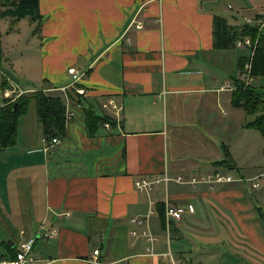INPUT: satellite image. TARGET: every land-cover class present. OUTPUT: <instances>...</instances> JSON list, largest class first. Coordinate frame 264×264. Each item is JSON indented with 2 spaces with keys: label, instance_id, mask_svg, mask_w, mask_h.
Here are the masks:
<instances>
[{
  "label": "crops",
  "instance_id": "1",
  "mask_svg": "<svg viewBox=\"0 0 264 264\" xmlns=\"http://www.w3.org/2000/svg\"><path fill=\"white\" fill-rule=\"evenodd\" d=\"M239 12L264 17V0H39L42 29L35 34L28 19L33 38L23 55L4 61L22 46L0 36V107L42 90L74 115L59 143L43 141L30 100L16 144L0 151V260L42 230L58 235L33 244L40 264H166L167 252L200 264H264V185L250 182L264 172L263 141L224 88L249 54L213 48V17L234 22ZM18 24L5 23L17 41ZM68 31L73 41H52ZM36 46L39 54L30 52ZM70 68L84 74L75 101ZM252 85L264 92V78ZM108 99L121 109L102 108ZM87 108L113 123L90 137ZM225 158L229 165H216ZM164 173L167 185L135 189L137 178ZM216 173L236 181H175ZM166 203L195 211L168 224Z\"/></svg>",
  "mask_w": 264,
  "mask_h": 264
},
{
  "label": "trees",
  "instance_id": "2",
  "mask_svg": "<svg viewBox=\"0 0 264 264\" xmlns=\"http://www.w3.org/2000/svg\"><path fill=\"white\" fill-rule=\"evenodd\" d=\"M0 6L2 8L0 17L2 18H15V20L18 19L17 21L30 18L31 21H36V18L39 17V0H0ZM261 17L256 16V21L258 19L261 21ZM245 37L251 38L253 43L256 41L257 46L252 57L247 56L239 59V75L245 73L246 65L250 64L251 78L253 80L264 78V29L260 30L259 24L253 26L248 24L230 26L225 18L220 16L213 17V48L215 50L237 49L235 43ZM234 85L236 89L231 94V105L233 108L242 109L247 116L253 118L246 125V128L260 133L261 137H263L264 151V92L255 89L252 82L245 86L243 82L237 79ZM2 86L3 88L6 86L4 80ZM79 88L82 87L79 86ZM72 97L75 101L79 95L74 92ZM30 100H34L36 103V114L42 137L47 141H51L64 134L66 106L62 98L52 96L42 90H36L29 95L22 93L14 101L6 100L4 105L0 107V151L16 144L18 121L25 114ZM84 112L86 129L90 137L94 136L96 129L100 125L107 122L113 123L108 118L96 115L91 108H87ZM226 153H224L225 157L228 156ZM228 161L225 158L223 161L217 162L216 165L224 167V165H229ZM160 211L163 217V207H160ZM13 258H15V255Z\"/></svg>",
  "mask_w": 264,
  "mask_h": 264
},
{
  "label": "built area",
  "instance_id": "3",
  "mask_svg": "<svg viewBox=\"0 0 264 264\" xmlns=\"http://www.w3.org/2000/svg\"><path fill=\"white\" fill-rule=\"evenodd\" d=\"M260 25V30L264 29V20L259 21ZM142 26L140 24L136 25V29H141ZM235 47L237 49H251L250 56L252 57L254 54V47L253 43L250 38L245 37L243 39L238 40L235 43ZM68 73L71 75V83L68 87L70 88H76L74 92L78 94L79 96L84 95L85 91L83 88H77L76 85L79 84V82L82 80L84 74L77 72L75 68H70L68 70ZM241 82L245 84V86H248L253 79L251 78V66L250 64L246 65L245 68V73L239 75L238 78ZM226 90L234 91L236 89L235 85L230 86L227 85L224 87ZM62 91L66 90L65 88L60 89ZM102 108H111L113 110H120V106L115 103L113 99H108L107 102L102 104ZM65 120L66 123H68L73 117V113L70 111L68 106L66 105V110H65ZM105 127H108V124H104ZM45 141V139H43ZM58 139L54 138L52 140V144H57ZM171 177L167 174L164 173L162 175H156L153 176L152 178H146V177H139L135 180L134 182V187L138 192H146L149 193L151 192L155 187L165 184L167 185L171 181ZM176 183H186L190 184L192 186H196L199 184H205L212 188L213 185L215 184H225V183H231L233 181H236L234 178H232L230 175L227 174H208V175H202L198 177H193L189 181H184L182 177H177L175 179ZM251 187L253 189H258L261 186L264 185V172L260 174L259 176L251 179ZM164 215L165 219L168 224H171V222H178L183 218V215L185 212H190L193 213L195 211L192 206H188L187 208H180L176 207L172 204L166 203L164 206ZM152 213V212H150ZM65 217H69V214H62ZM145 219H134L132 222L135 225L141 226L145 223ZM58 235V232L56 231H39L33 238H28V239H23L20 240V242L17 245V250L15 253V258L9 261H3L0 260V264H40L39 260L35 258L32 254L33 251V244L36 242V240L41 239V240H49L53 239ZM133 237H138L137 232L132 233ZM142 236H145L149 241H154L152 237H150L145 231L142 233ZM98 255V250H94L93 256ZM163 257L167 260L166 264H200L199 262H191L189 259L183 257H175L171 252H167L166 254H163Z\"/></svg>",
  "mask_w": 264,
  "mask_h": 264
},
{
  "label": "rangeland",
  "instance_id": "4",
  "mask_svg": "<svg viewBox=\"0 0 264 264\" xmlns=\"http://www.w3.org/2000/svg\"><path fill=\"white\" fill-rule=\"evenodd\" d=\"M1 9L2 8L0 6V11H1ZM229 13H231V12H229ZM239 13H241V14L238 15V19L234 20V22H233L232 18L229 17L228 18V23H234L235 25H238V26H241L242 24H244V25L248 24V25H251V26L259 24V19H258V21H256V19H255L256 16H254L253 14H251V13H243L242 14V12H239ZM28 19L29 18L20 19L19 21H17L18 19L15 20V18L13 19V18H2V17H0V31H1L0 32V34H1L0 36H1L2 44H3V42H4V44L6 43L7 45H11V43H14V45H15V44L18 43V45H16V46H19V45L22 46L21 48L19 47V48H16V49L10 48L8 50L9 53H6V55L3 56L4 57V59H3L4 61L6 59L8 61V63H10L11 61H14L15 59H17L21 55H23L21 53H23L25 51V47H27L26 44H28L31 41V39L33 38V35L31 33L32 27L29 25L30 23L28 22ZM263 19H264V17H261L260 20H263ZM13 20H14V23H16V22L19 23L18 26H17V29L20 28V31H21V37H20V39L18 41H17V39L14 38V34H10V31L13 28L12 25L7 29L8 32H6V30H5V23H6V26L8 27L9 24L11 23V21H13ZM29 20H31V19H29ZM64 22L66 23L65 16H64ZM32 24L35 25V27L33 29H37L36 30L37 33H35V32H33V33H35V34L40 33L41 29H42V20H41L40 14H39V17L36 18V21L34 23H32ZM56 29L58 30L59 26L56 27ZM77 33H79V32H77ZM70 36H71L70 31L63 32V36H58V34L57 35L55 34L54 37L52 38V41H54V40L64 41V42H68L70 40L73 41V39H71ZM75 39H77V38H75ZM124 39H125V41L127 40V38H124ZM34 40H36V38H34ZM251 41H252V39H251ZM80 42H84V40L82 38H80ZM127 42H128V40H127ZM60 43H62V42H60ZM77 44H79V39H78V43ZM256 46H257V42L255 41L253 43L254 51L256 49ZM37 47H39L41 49L40 46H36L34 49L32 48L30 52H35L37 50V54H39V50H38ZM239 50H245V49H239ZM246 50H247V54H249V52H251V49H246ZM248 56H250V55H248ZM3 60L2 59L0 60L1 65H3ZM33 60H38L39 61L40 58L36 57ZM3 67H4V65H3ZM9 67L10 66H7V69H9ZM27 83H29V82H27ZM27 86H29V84L25 85V87H27ZM77 88H79V85L77 86ZM96 112H98V110ZM252 133L255 134V136L259 137L261 141H263V137H261L259 132L252 131ZM219 246H220V244H219ZM219 252L220 251H218V253Z\"/></svg>",
  "mask_w": 264,
  "mask_h": 264
},
{
  "label": "water",
  "instance_id": "5",
  "mask_svg": "<svg viewBox=\"0 0 264 264\" xmlns=\"http://www.w3.org/2000/svg\"><path fill=\"white\" fill-rule=\"evenodd\" d=\"M16 107V106H15Z\"/></svg>",
  "mask_w": 264,
  "mask_h": 264
}]
</instances>
